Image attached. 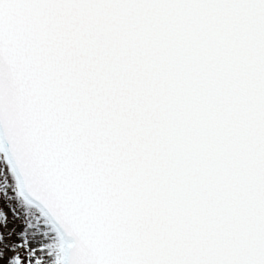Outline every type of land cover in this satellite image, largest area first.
<instances>
[{
    "label": "snow or ice",
    "instance_id": "1",
    "mask_svg": "<svg viewBox=\"0 0 264 264\" xmlns=\"http://www.w3.org/2000/svg\"><path fill=\"white\" fill-rule=\"evenodd\" d=\"M0 264H264V0H0Z\"/></svg>",
    "mask_w": 264,
    "mask_h": 264
}]
</instances>
